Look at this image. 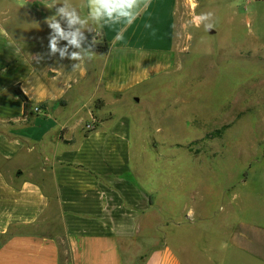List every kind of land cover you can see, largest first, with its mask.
<instances>
[{"label":"crops","instance_id":"0c3cea01","mask_svg":"<svg viewBox=\"0 0 264 264\" xmlns=\"http://www.w3.org/2000/svg\"><path fill=\"white\" fill-rule=\"evenodd\" d=\"M48 2L0 0V264H194L187 242L173 246L167 230L195 222L157 230L160 202L136 174L144 145L128 107L170 64L176 0H151L120 41L121 25L104 27L97 44L108 52L75 70L58 54L47 57ZM180 180L162 182L179 189ZM229 235L244 261V223Z\"/></svg>","mask_w":264,"mask_h":264},{"label":"rangeland","instance_id":"374dc122","mask_svg":"<svg viewBox=\"0 0 264 264\" xmlns=\"http://www.w3.org/2000/svg\"><path fill=\"white\" fill-rule=\"evenodd\" d=\"M135 93L128 107L144 145L135 171L156 191L158 232L195 222L167 230L173 246L187 242L194 264L229 254L231 264H264V4L176 0L170 64ZM163 178L183 181L172 189ZM239 223L244 261L229 235Z\"/></svg>","mask_w":264,"mask_h":264},{"label":"clouds","instance_id":"9594fccd","mask_svg":"<svg viewBox=\"0 0 264 264\" xmlns=\"http://www.w3.org/2000/svg\"><path fill=\"white\" fill-rule=\"evenodd\" d=\"M150 3L151 0H79V3H73V0H49L45 6L48 9L55 8V14L45 20L51 29L47 57L58 54L60 60L73 62V70L79 68L82 62L95 57L94 46L104 27L121 25L115 40H122L123 29L132 25ZM84 9L87 10L86 14L82 11ZM199 21L205 30L214 27L212 13L201 14ZM86 32L94 34L91 41L85 35ZM62 41L66 42L63 46ZM44 58L41 54L34 57L37 62Z\"/></svg>","mask_w":264,"mask_h":264},{"label":"trees","instance_id":"16d2710c","mask_svg":"<svg viewBox=\"0 0 264 264\" xmlns=\"http://www.w3.org/2000/svg\"><path fill=\"white\" fill-rule=\"evenodd\" d=\"M108 50H109V46L105 42L94 46V52L100 55L106 54ZM16 95L19 99L24 100L23 95L19 91H16Z\"/></svg>","mask_w":264,"mask_h":264},{"label":"built area","instance_id":"2783aa9c","mask_svg":"<svg viewBox=\"0 0 264 264\" xmlns=\"http://www.w3.org/2000/svg\"><path fill=\"white\" fill-rule=\"evenodd\" d=\"M33 111L34 112H40L41 110L38 106H36V107H33ZM85 128L86 129L92 128V124L86 125Z\"/></svg>","mask_w":264,"mask_h":264},{"label":"water","instance_id":"95a60500","mask_svg":"<svg viewBox=\"0 0 264 264\" xmlns=\"http://www.w3.org/2000/svg\"><path fill=\"white\" fill-rule=\"evenodd\" d=\"M209 32H212V29H210Z\"/></svg>","mask_w":264,"mask_h":264}]
</instances>
